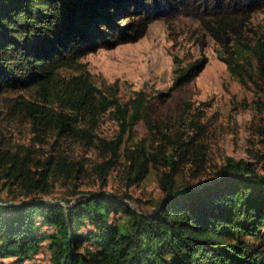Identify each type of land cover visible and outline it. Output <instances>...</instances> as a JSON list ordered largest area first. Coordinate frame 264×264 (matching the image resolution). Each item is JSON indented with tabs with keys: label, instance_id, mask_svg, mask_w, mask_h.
<instances>
[{
	"label": "trees",
	"instance_id": "1",
	"mask_svg": "<svg viewBox=\"0 0 264 264\" xmlns=\"http://www.w3.org/2000/svg\"><path fill=\"white\" fill-rule=\"evenodd\" d=\"M260 10L264 0H0V97L30 92L14 102L18 113L38 141L56 140L44 157L0 147V188L18 184L21 193L12 202L0 196V264H22L43 251L46 264H264V174L256 163L227 156L213 177L186 181L182 165L201 171L206 160L203 122L190 120L195 133L163 129L145 90L124 101L114 85L98 86L80 59L108 42L137 39L160 15L194 13L263 111L264 24L254 20ZM195 66L177 82L192 79ZM108 110L120 127L110 139L93 129L95 115ZM139 121L155 145L142 139L123 146L126 177L137 183L157 170L164 196L152 209L129 194L79 195L76 184L72 199L48 198L54 180L76 181L84 172L60 139L111 154L98 165L105 175Z\"/></svg>",
	"mask_w": 264,
	"mask_h": 264
},
{
	"label": "rangeland",
	"instance_id": "2",
	"mask_svg": "<svg viewBox=\"0 0 264 264\" xmlns=\"http://www.w3.org/2000/svg\"><path fill=\"white\" fill-rule=\"evenodd\" d=\"M126 20L122 18L121 22ZM254 20L256 25L264 24V10L255 12ZM221 49L194 13L171 11L152 19L137 39L108 42L80 59L98 86L109 89L114 85L124 101L136 90H145L153 104L154 118L163 129L171 126L195 133L189 128L190 120L198 118L203 122L206 160L201 171L190 162L182 165L181 177L186 181L199 183L213 177L227 156L254 161L257 171L264 174V110L256 105L255 92L230 73L220 58ZM194 64V69L200 68L198 73L189 81L177 82L180 73ZM159 92L167 95L159 96ZM28 96V91H7L0 97V147L29 148L44 157L56 140L52 137L38 141L30 122L18 113L14 102ZM184 100L190 101L188 110L184 109ZM94 119L93 129L99 136L110 139L119 134L120 127L109 110L96 114ZM124 139L118 157L105 175H100L98 165L110 159L111 154L92 145L60 139L59 143L84 164V172L76 181L69 177L54 180L48 198L66 202L74 197L76 184L79 195L102 190L129 194L144 209H152L164 196L158 185V172L151 168L142 180L129 183L123 146L142 139L148 146L155 144L143 121L135 125L132 138L125 135ZM2 182L0 179V186ZM0 196L7 202L19 200L18 184L0 188ZM46 263L47 254L43 251L22 264Z\"/></svg>",
	"mask_w": 264,
	"mask_h": 264
}]
</instances>
